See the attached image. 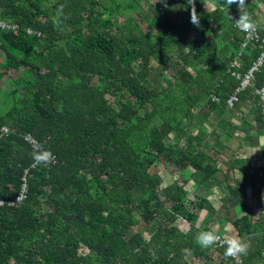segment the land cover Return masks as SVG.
I'll return each instance as SVG.
<instances>
[{
    "label": "trees",
    "instance_id": "1",
    "mask_svg": "<svg viewBox=\"0 0 264 264\" xmlns=\"http://www.w3.org/2000/svg\"><path fill=\"white\" fill-rule=\"evenodd\" d=\"M140 1L0 0V21L17 27L0 29V81L16 73L11 88L0 89V200H13L28 170L26 199L0 206V264H190L188 255L200 264H237L224 256V246L197 242L221 216L196 228V213L183 204L184 183L175 178L166 185L151 168L190 169L197 183L213 177V155L203 134L191 130L209 112L226 115L264 83L263 64L233 108L226 106L238 85L230 72H246L260 46L241 47L244 34L228 18H238L235 4L227 10L223 0H194L197 28L190 0H163L169 9L163 16L162 0L152 16L140 11ZM246 4L242 11L264 37L257 6ZM113 15L123 23L117 26ZM217 52L234 66L217 62ZM152 60L160 69L154 84ZM211 93L219 103L210 101ZM195 107L205 110L201 118ZM255 122L261 125L260 112ZM226 125L221 118V130ZM25 133L53 153L54 165L30 168ZM139 185L147 196L134 199L131 190ZM228 195L241 199L237 189L228 187ZM135 211L143 227L152 225L148 236L133 221ZM178 218L190 225L188 233L175 226ZM231 225L239 237L258 229L249 211ZM256 249L264 252V244ZM258 263L264 255L249 262Z\"/></svg>",
    "mask_w": 264,
    "mask_h": 264
},
{
    "label": "crops",
    "instance_id": "2",
    "mask_svg": "<svg viewBox=\"0 0 264 264\" xmlns=\"http://www.w3.org/2000/svg\"><path fill=\"white\" fill-rule=\"evenodd\" d=\"M253 2L258 8L260 20L264 22L263 2L260 3L261 7L260 4L258 5L259 1L253 0ZM253 94L250 91L247 92L233 109L226 110V115L218 116L214 112L215 125L209 127V134L212 136L214 133L219 134L226 152L224 155L222 152L219 155L223 158H213L212 161L217 169L213 177L204 183H197L196 179L198 180L199 177L195 176L192 170L186 169L177 173V175L186 174L192 180L193 185L203 190L201 194L203 198L208 196L211 205L217 204L216 209H223L224 217L212 228L217 235L237 236L231 221L244 216L246 211L251 213V218L257 223L258 229L254 235L240 237L250 244L247 253L238 258L241 264L253 263L264 255L262 250L259 252L256 249L264 244V130L255 122V118L257 119L259 115V100L257 95ZM221 118L227 123L223 130L220 127ZM232 129L236 131L228 136ZM204 143L208 151L210 150V155L217 154L213 148L216 140L208 144L205 141ZM221 185L225 188L223 191L220 190ZM228 187L237 189L241 199L229 198ZM213 206L211 209H214Z\"/></svg>",
    "mask_w": 264,
    "mask_h": 264
},
{
    "label": "rangeland",
    "instance_id": "3",
    "mask_svg": "<svg viewBox=\"0 0 264 264\" xmlns=\"http://www.w3.org/2000/svg\"><path fill=\"white\" fill-rule=\"evenodd\" d=\"M156 1L157 0H142V1H140V8H141L140 11L143 13L142 10H144V12L146 14H149L150 16L155 15L156 13H155V10L153 9V7H154ZM262 2L264 5V0L263 1L260 0L258 2V5ZM203 7L208 9V10L212 8L211 4H203ZM260 7H261V4H260ZM167 10H169V9L166 7L165 2L163 1V4L161 5L160 15L163 16L165 13H167ZM263 11H264V9H263ZM129 13H130L129 11H126V14H129ZM111 19H112V21H114L116 23L117 26L122 24L124 21L123 17L117 16V15L111 16ZM113 31H115V29H113L112 32ZM193 37H194V35L192 36V38ZM170 55H171V53H170ZM216 61L222 62L226 66L229 65L228 64L229 61L226 59L225 56L220 54V52H217V54H216ZM151 66L153 67V70L151 71V73L148 76V81L150 83L154 84L155 80L157 79L158 75L160 74V69L158 68V64L156 62H154L153 60L151 61ZM15 75H16V73L13 71L7 72V74L1 78L0 89L1 90H9L11 88L10 78H12ZM142 112H143V110H139V114H141ZM194 112L196 114V118H201L202 116L200 114L203 113V109L200 112L199 109L197 107H195ZM214 115H215L214 112L211 114L208 113L205 116L206 120L203 121L205 123H203V125L201 127H199V124H195L191 130L192 134L202 133L204 141L207 144L211 141L213 142L216 140V143H214L213 148L216 150L217 154L212 157V160H213V158H216V157H218V159L223 158L222 156H219V155L221 154V152L223 155L226 152L224 149V146L221 143L222 140H220V137L217 139L214 137V135L212 136L209 134V130L211 128V125H215ZM166 142L169 144H173L174 142H178V141H176L174 139L169 140L168 138H166ZM177 144H178V146L181 145V141H179ZM218 152H219V154H218ZM151 171L158 172V174L162 178L164 184H166V185L172 184L174 182L175 178L178 179L177 180L178 183H181V182L184 183L183 186H184V189L186 190V197L183 200V204L186 207H191L190 210L192 212L194 211L196 213L194 225L199 230H202V227L208 222L211 215L217 214L218 216H221V218L224 217L223 209H221V208L216 209L215 206L217 207V204L215 206L211 205V203L209 202V199L207 198L208 196L206 198H203V196L201 195L203 190H201L199 188V186L193 185L192 180L189 179L186 174H184V175L178 174L177 175V174L169 173V170L162 167L161 165H158L156 167H152ZM195 188H197V190H195ZM223 189H225V188L223 185H221L220 190L223 191ZM197 191H198V193H196ZM147 193H148V189L142 185H139V186H137L131 190V195L134 199H136L142 195L147 196ZM202 201H204V206L202 207V209L197 208L196 204H198L199 202H202ZM212 206L214 207L215 210L211 209ZM132 219L135 223H137V227L140 230H142L146 236H148L150 233H152V230H153L152 225H147V226L143 227L142 222H140V220L138 218V211H135L133 213ZM153 224L155 225L156 222H154ZM174 224L182 232L188 233L190 231V225L185 220H183L182 218H178ZM224 230H222V231H224ZM238 258H239V256H238ZM187 260L190 264H200L197 260L193 259L191 257V255L187 256Z\"/></svg>",
    "mask_w": 264,
    "mask_h": 264
},
{
    "label": "built area",
    "instance_id": "4",
    "mask_svg": "<svg viewBox=\"0 0 264 264\" xmlns=\"http://www.w3.org/2000/svg\"><path fill=\"white\" fill-rule=\"evenodd\" d=\"M233 17L236 18L235 15L229 14L228 18ZM230 19V18H229ZM17 27L14 24H8L6 22L0 21V29H5V30H15ZM26 32L28 34L32 33L30 29H27ZM37 36H39V33H35ZM244 34V42L241 44V47H245L246 44H258L260 46V52L258 55L255 57L253 62L251 63L250 67L248 70L244 73H238L235 71H231L230 74L237 80L238 85L236 88L233 90V92L228 96L226 99L225 103L228 108H233V106L239 101L240 96L252 86V83L255 78V73L259 72L260 68L264 64V37H261L258 33V30H256L254 33H243ZM228 68L231 69L234 64L232 62L228 63ZM255 95H257L258 100H259V112L261 115V126L262 129L264 130V83L254 91ZM210 101L214 103H219V98L215 93L210 94ZM1 132L4 134L8 133V129L6 127L1 128ZM23 140L26 141L31 149L33 150L32 145L37 142V140L34 138V136L30 133H25L23 135ZM56 163L55 157H54V163L51 165H54ZM44 165H34V162L30 166V168H36ZM47 167V166H44ZM28 170H24V175L21 178V185L18 191V194L13 198V200L10 201H3L0 200V206H18L21 202H23L24 199L27 197L28 193V185H27V180H26V174ZM220 236V235H219ZM223 238L222 236H220ZM220 247L221 245L219 243L213 245ZM234 261L237 264H241V260L238 259V257H233Z\"/></svg>",
    "mask_w": 264,
    "mask_h": 264
},
{
    "label": "clouds",
    "instance_id": "5",
    "mask_svg": "<svg viewBox=\"0 0 264 264\" xmlns=\"http://www.w3.org/2000/svg\"><path fill=\"white\" fill-rule=\"evenodd\" d=\"M163 2V0H162ZM223 2L227 5V10L229 6L235 4L239 10L238 18L230 17L233 25L243 33H254L258 25L253 17L247 12L242 11L246 9L247 4L246 0H223ZM188 5L191 6L190 11V23H192L195 27H200V16L198 15L194 0H190ZM63 6H61L57 10L58 16L62 13ZM33 151L31 153L34 165H44L49 166L54 163V156L53 153L45 149L42 144L36 142L32 145ZM198 243L202 248H208L219 243L221 246L225 247L224 256L225 257H237L240 255H244L247 253L250 244L246 241L241 239L236 235L232 236H225L221 238L217 235L214 231H201L196 237Z\"/></svg>",
    "mask_w": 264,
    "mask_h": 264
}]
</instances>
